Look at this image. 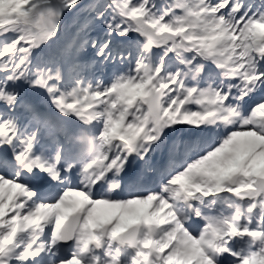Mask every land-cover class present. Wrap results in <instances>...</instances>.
Instances as JSON below:
<instances>
[{"label": "snow or ice", "instance_id": "snow-or-ice-1", "mask_svg": "<svg viewBox=\"0 0 264 264\" xmlns=\"http://www.w3.org/2000/svg\"><path fill=\"white\" fill-rule=\"evenodd\" d=\"M0 264H264V0H0Z\"/></svg>", "mask_w": 264, "mask_h": 264}, {"label": "rangeland", "instance_id": "rangeland-1", "mask_svg": "<svg viewBox=\"0 0 264 264\" xmlns=\"http://www.w3.org/2000/svg\"><path fill=\"white\" fill-rule=\"evenodd\" d=\"M259 118V117H258ZM165 251H167V250H165Z\"/></svg>", "mask_w": 264, "mask_h": 264}]
</instances>
